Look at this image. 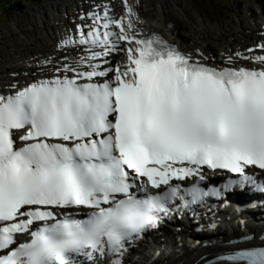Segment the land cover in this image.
<instances>
[{"label": "snow or ice", "instance_id": "6c2138e0", "mask_svg": "<svg viewBox=\"0 0 264 264\" xmlns=\"http://www.w3.org/2000/svg\"><path fill=\"white\" fill-rule=\"evenodd\" d=\"M124 4L125 17L105 8L66 30L58 49L86 53L75 65L0 94V264H125L166 220L212 211L225 192L264 194V42L234 54L258 69L209 66L141 37ZM209 172L231 177L205 188ZM245 232L207 264H264V235L238 247L256 239Z\"/></svg>", "mask_w": 264, "mask_h": 264}, {"label": "bare ground", "instance_id": "6f19581e", "mask_svg": "<svg viewBox=\"0 0 264 264\" xmlns=\"http://www.w3.org/2000/svg\"><path fill=\"white\" fill-rule=\"evenodd\" d=\"M85 1L79 0L75 3V6L65 5L66 8L57 6L56 11L61 13L60 15H53L52 18H47L43 22L45 32L41 39L46 46H50L48 51L43 53H30L27 55L11 56L8 59V63L3 65L6 72L10 75L0 78V94H8L12 89L10 85L19 83L21 85L31 82L36 79H43L52 75L53 71L57 67L64 63L75 65L76 61L82 55H85L83 48L80 50H59L58 44L62 37L67 35V29H75L76 25L81 23L80 16L87 15L90 13L89 7L86 6ZM94 1V9L99 10V14H103L105 9L100 0H88V4ZM111 4V7L115 5L114 0H107ZM161 12L155 13L152 17L141 18L138 12L139 7L136 0H129V5L135 12V16L131 19L133 21L135 29L144 36L149 31H155L161 33L172 41L178 44L182 50L186 53H191L194 59L202 61H210L220 67L225 66L224 61L229 56H233L237 51L245 55H249L247 50L249 48H256L260 43L264 42V8L259 7L257 13H253L250 19H255L254 27L248 22V18L242 16L241 21L235 24V27L219 26L216 29L209 28L203 31L202 29L197 30L198 40L206 41L209 45H216L219 48L211 46L208 49H204L200 46V43L196 41L194 46L187 44L184 40L185 33L192 29L190 19L185 14L184 9L181 7L179 0H161ZM140 5V3H139ZM70 7V8H69ZM76 12H75V11ZM108 14L115 19H120L126 16V8L124 7L123 15H118L113 9H108ZM51 16V15H50ZM138 18V19H137ZM260 20V22H258ZM88 23H91L89 20ZM38 26V25H37ZM119 31L118 29H115ZM216 30V34L213 31ZM193 31V30H191ZM215 32V31H214ZM211 48V49H210ZM51 50V51H50ZM66 53V54H65ZM203 53V57L200 56ZM260 54V53H257ZM124 54L121 57L124 58ZM52 58L53 64H46L44 61L47 58ZM208 58V59H205ZM214 58V59H213ZM237 66H247L249 60H243L242 62H236ZM13 73L18 75L14 76ZM247 217H251V221L246 225L245 229L247 232L256 234L255 241L238 247H246L256 245L257 237L264 228V221H255L253 218L258 219L261 214L260 212H249ZM219 219V217H215ZM235 216L229 212L221 214V220L223 221L219 227V232L215 239L209 237L213 234L207 228L205 231L198 233L196 229L199 225L187 222L182 225V229L177 231L174 230H163L164 233L160 237H157L156 243L153 246L141 245V252L137 255H133L125 264H149L152 261L153 264H197L198 260L206 255H217L224 250H233L234 247L228 245V243L237 238L243 237L245 229H239L235 225ZM221 223V222H220ZM179 226V225H176ZM211 234V235H210ZM193 237L207 238L208 242L212 245L208 247H200L192 249L190 244L187 245L189 239ZM193 241H191L192 243ZM183 245L180 251H177L178 247ZM193 247V245H192ZM156 253H159L157 256Z\"/></svg>", "mask_w": 264, "mask_h": 264}, {"label": "rangeland", "instance_id": "374dc122", "mask_svg": "<svg viewBox=\"0 0 264 264\" xmlns=\"http://www.w3.org/2000/svg\"><path fill=\"white\" fill-rule=\"evenodd\" d=\"M5 11L0 13V78L9 76L3 65L8 63L11 56L43 53L48 51L41 39L45 28L43 22L53 15H60L56 11L57 6L66 8L65 5L74 6L79 0H17ZM141 18L152 17L155 13L161 12V0H137ZM140 1V6H139ZM185 14L190 19L193 31L185 33V42L194 46L196 41L204 49L210 46L219 48L216 45H209L206 41L198 40L197 30L219 26L235 27L241 18H248V22L254 27V20L250 19L253 13L264 8V0H179ZM5 1H1L0 5ZM12 6V7H11ZM2 6H0L1 8ZM70 8V7H69ZM121 9V6H120ZM77 11V10H76ZM243 14V15H242ZM51 15V16H50ZM146 15V16H145ZM151 19V18H150ZM260 22V20H258ZM38 25V26H37ZM196 31V32H195ZM215 31V32H214ZM213 34H216V30ZM49 47V48H48ZM210 48V49H211ZM213 49V48H212ZM51 51V50H50ZM8 58V59H7Z\"/></svg>", "mask_w": 264, "mask_h": 264}, {"label": "trees", "instance_id": "16d2710c", "mask_svg": "<svg viewBox=\"0 0 264 264\" xmlns=\"http://www.w3.org/2000/svg\"><path fill=\"white\" fill-rule=\"evenodd\" d=\"M1 1H5L3 4H1L0 6H2L0 8V13H2L3 11H5L7 8H9L10 5H14L16 4L18 1L17 0H0ZM12 7V6H11ZM2 11V12H1Z\"/></svg>", "mask_w": 264, "mask_h": 264}]
</instances>
